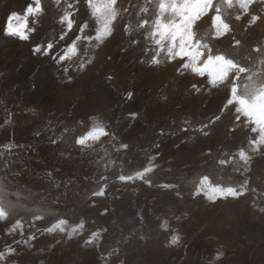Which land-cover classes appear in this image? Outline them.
Listing matches in <instances>:
<instances>
[{
	"label": "rangeland",
	"instance_id": "1",
	"mask_svg": "<svg viewBox=\"0 0 264 264\" xmlns=\"http://www.w3.org/2000/svg\"><path fill=\"white\" fill-rule=\"evenodd\" d=\"M0 264H264V0H0Z\"/></svg>",
	"mask_w": 264,
	"mask_h": 264
}]
</instances>
